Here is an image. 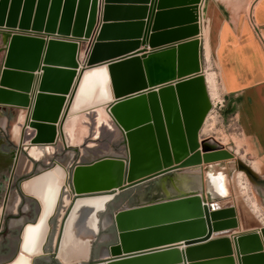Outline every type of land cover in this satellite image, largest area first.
<instances>
[{
	"label": "water",
	"instance_id": "95a60500",
	"mask_svg": "<svg viewBox=\"0 0 264 264\" xmlns=\"http://www.w3.org/2000/svg\"><path fill=\"white\" fill-rule=\"evenodd\" d=\"M201 1H18L19 10L11 26L8 27L10 36L0 70V104L26 109L27 116L23 131L26 128L36 130L35 137L28 144L54 147L57 134L60 135L62 132V126L68 116L82 75L86 70L105 67L111 87V100L106 104V108L110 118L125 138L127 147L125 157L102 156L97 160H89L84 165L75 166L71 175L67 173V177L70 178V185L66 181L70 188V209L63 220L62 237L70 212L78 199L108 195L110 198L109 202H106L105 212L108 211L107 205L114 206L115 196L123 191L141 184L173 180L175 172L184 168L198 169L203 179L204 163L227 157V155L220 158L210 156L223 150L215 149L205 143L199 145L200 151L197 150V141L194 147L189 146L173 88L174 85L177 86L196 77L201 72L202 46L198 36ZM133 5L145 6L133 8ZM134 10H140V13L130 16ZM156 12H161L159 16L170 14V17L184 14L180 22L183 20L187 23V27L191 29L190 33L162 42L152 34L159 27ZM80 43H87L85 58L81 65L77 60ZM141 46L143 50L135 53ZM169 54L172 56L173 74L167 79L153 82L148 61ZM34 73L41 74L36 78L38 86L32 88ZM155 91L169 93L175 111V121H177L175 123L184 147L180 154L170 156L169 163L162 148L156 123V111L151 97ZM69 94V103L66 106V97ZM132 103L141 104L140 116L143 119L126 126L122 125L115 113L119 114L121 108ZM125 112L126 110L123 113ZM148 125L157 157L156 165L153 169L143 172L137 180L131 181L130 134L137 133ZM139 134L142 133H138L137 136ZM22 147L21 141L15 150L16 154L20 155L23 150L30 158L25 147ZM30 159L35 163L40 162ZM110 161L122 162L119 170V188L107 187L81 191L77 189L75 175L78 168L90 169ZM35 168L37 175L49 169L38 165ZM39 168H42V171ZM106 169L108 170L109 167ZM234 170L245 173L256 186L264 185L263 179L257 176L251 166L236 161ZM14 176L21 179L19 191L27 198L38 201L22 190L23 182L36 175L18 176L13 170L8 177V184ZM203 191L204 188L201 191L165 194L143 201L136 206L127 205L119 207L111 214L108 213L114 228V240L112 244L100 247L98 259L88 264H235L232 244L239 264H264V255H262L264 233H262L263 240L256 231L233 234L232 231L238 229L239 222L231 199L215 202L214 199L203 197ZM13 192L17 194V191ZM117 206H120V203ZM100 214L96 215L97 231L94 240L99 231ZM39 215L40 212L33 224L38 221ZM50 220L51 218L48 220L49 225ZM229 232L231 233L227 234ZM224 235H230L231 240ZM91 245L88 257L82 262H88ZM182 247L185 249L179 250ZM102 252L106 254V258H102Z\"/></svg>",
	"mask_w": 264,
	"mask_h": 264
},
{
	"label": "bare ground",
	"instance_id": "6f19581e",
	"mask_svg": "<svg viewBox=\"0 0 264 264\" xmlns=\"http://www.w3.org/2000/svg\"><path fill=\"white\" fill-rule=\"evenodd\" d=\"M142 6L145 5H133V8H142ZM139 13L140 10H134V12L129 14L130 16H134V14ZM155 14H158V16H156V20L159 27L156 28V30L152 34L159 38V40H161L162 42L170 38L174 39L178 36H185L190 33L191 29L190 27H187V23L183 20L182 22H180L181 16H183L184 14H178V16L175 17H170V14L159 16L161 12H156ZM200 30L201 18L199 15V37ZM148 65L150 76L153 82L167 79L173 74L172 56L170 54L151 58L148 61ZM200 70H202V67L200 68ZM201 72L196 77H192L184 81L183 83L178 84L177 86L174 85L173 87L178 100L177 109H179V114L182 120L183 127L186 131L190 147H194V145H196V132L200 130L203 124V119L208 107L207 92L205 90L204 80L201 76ZM82 76L83 77H81L80 83L78 85L76 94L74 96V99L72 100L69 110L73 115L82 113L89 109L103 106L111 100V87L105 67L86 70L85 74H83ZM151 97L153 100L154 110L156 111V123L160 141L165 152L166 160L169 163V158L171 155L173 157L174 154L178 155L184 150L178 126L175 123L177 122L175 121V111L172 105V100L169 98V93H167V91H155V93ZM141 107L142 106L139 103H132L129 106L121 108L122 111H120L119 114H115L121 124L126 126L131 124L132 122L140 121L143 119V117L141 118L140 116L142 112ZM124 110H126L125 114L123 113ZM102 117H104L109 125L114 126L118 129V132L121 133L118 126H116V124L110 118L108 108L106 109V111L103 108L99 111L100 120H103ZM79 121L80 120L77 119L76 121L69 124L70 135L72 136V139L74 141L77 140L78 137L76 136L79 134V131L85 132V129L82 128L83 126L81 125L82 127H80L81 123ZM149 126L150 125L145 127V129L138 131L137 133L132 132L130 134L132 141V161L130 174L131 181L137 180L139 176L143 174V172L153 169L156 165L157 157L150 138ZM138 133L142 134H139L137 136ZM83 135L84 134H82V136ZM210 156L214 158H220L225 156V154L223 152H215ZM210 156H208V158H210ZM259 164L260 163L258 161L253 162V167L258 171H260L261 169V165ZM106 167H109V169L107 170ZM121 167L122 162L110 161L100 166L92 167L90 169L78 168L75 175L76 187L80 191L107 187L119 188V170ZM58 173V170L54 171L51 174L43 173L40 178H32L29 183L23 184L22 188L27 193H41L45 188L49 187L50 184H53L55 182ZM178 173L180 172L175 173L177 175L173 180L171 179L162 181L161 183L147 184V186L145 187V191L140 195L141 199H146L148 197H161L165 194L167 195L171 193H178L179 191H201L202 188H204L203 194L205 198H211L212 196H215L213 201L218 202L226 194L227 188L224 185H221L210 191L206 182L207 177L204 181V178L202 179L200 175H194L193 173H183L179 175ZM85 198L88 199L79 201L76 210L71 215V219L66 224L62 237L63 247L59 254V258L61 261H63V263L77 262L72 264H79L88 257L87 254L89 246L90 244H92L91 242L93 241L97 230L96 215L102 212L104 205L106 204V202H108L110 197L108 195H96L95 198ZM99 221L100 220H98V222ZM110 223V216L106 215L105 219L103 220V225L106 226ZM257 233L262 239V235L259 232ZM228 238L231 240V236H229ZM182 249L184 250L185 248H179V250ZM262 255H264V253ZM106 257V254L102 252V258ZM233 258L235 259V257ZM236 262L238 261L236 260Z\"/></svg>",
	"mask_w": 264,
	"mask_h": 264
},
{
	"label": "rangeland",
	"instance_id": "374dc122",
	"mask_svg": "<svg viewBox=\"0 0 264 264\" xmlns=\"http://www.w3.org/2000/svg\"><path fill=\"white\" fill-rule=\"evenodd\" d=\"M18 1L19 0H0V70H2L1 65L6 52V44L10 36L8 33V27L11 26V23L15 18V14L19 10ZM252 1L253 0H249V2ZM23 27L26 28L25 25H23ZM201 34L202 28L200 30V37ZM84 45L85 44L82 43V47H84ZM84 58L85 55L82 54L81 62L78 61L80 65L84 61ZM201 64V76L204 80V86L207 92L208 107L203 119V124L198 131L199 134L197 133V150L200 151L199 145L201 143H205L215 149H222L223 151L220 152H223L225 155H227V157L224 159L214 160L210 163H204L202 165L204 181L207 177L206 182L210 191L221 185H224L227 188L225 196L220 201L231 199V204L234 207L236 206V211H238L237 216L239 227L238 229L232 231V233L237 234L238 232L252 230L259 232L262 235V233H264V185L262 187H258L245 173L236 172L234 170V163L236 161H241L243 164L251 166L257 176L262 179H264L263 167L260 166V171L256 170L253 167V162L249 164V161L252 160L250 156L244 155V153H247V151L243 150L246 142L240 135L238 127L233 119V112L229 103H227L222 96L221 89L217 82L218 80L216 70L212 58H209L207 55L204 56V54L201 53ZM34 75L33 83L36 81V78L39 74L36 73V76ZM36 86L38 85H35V87ZM69 98L70 95L68 96L66 106L68 104ZM102 108L106 111V104L86 110L78 115V119L80 120L79 122L81 123H79L80 127L83 126L82 128L85 129V132L79 131V136H76L78 137L77 140L79 142L76 140L74 144H71L70 140L67 138V134L65 133L68 131L69 122L73 117V114L69 111L68 116L62 126V134H57L56 144L54 147L46 145L47 149L49 147L52 148L51 156L40 160V162L37 163L38 166L52 169L56 163L67 161L66 156L68 153H71V159L65 168L66 172L71 175L75 166L84 165L89 160H97L102 156L112 155V153L113 155L125 157L127 152L125 138L114 126L109 125L104 117H102L103 120H100L99 111ZM0 114V149L3 152L11 151L12 149L17 150V147L21 141L23 142V147H25L24 144L30 142V140L35 137L36 130L26 128L23 131V126L26 122L27 116L26 109H19L0 104ZM99 122H101L100 125L98 124ZM16 128L18 130L17 133L14 134L13 130ZM82 134L84 135L82 136ZM31 146L34 147L36 145ZM48 153L49 152L47 151L46 154ZM20 155L25 156L31 162L30 170L24 174L37 175L34 169L31 170L35 162L31 160L27 156V153H25L23 150H21ZM87 155L91 156V158L88 159ZM177 172H180L178 173L179 175L183 173H193L194 175H200V171H198V169L188 170V168H184ZM176 175L177 174H175V176ZM167 176L173 177L171 174H167ZM66 181L70 185L69 177H67ZM4 186L5 184H2L1 186L2 192ZM146 186L147 185L145 184H141L140 186L135 187L136 189H133V191L119 193V195H117L113 200L114 206L107 205L109 211H103L104 213L100 214L99 219L101 229L99 230L96 239L92 242L90 248L91 254L94 252L96 253L95 259H98L100 247L108 246L112 244L114 240V229L109 231L111 227L103 226V220L105 219V216L108 215V213H113L119 209V207H126L127 205L129 207L136 206L143 201L152 200L153 198L150 197L141 199L140 195L145 191ZM127 192H130L128 193L129 197L127 196L128 200H126L127 198H124V196L127 195ZM69 193V187L67 189L64 188L61 192L56 215L53 217L56 218V220L61 216L63 211L68 212L70 209V205L64 207L63 203L64 196H69ZM211 198L214 199L215 196H212ZM119 203L120 206H117ZM227 205L229 206L230 204ZM230 233L231 232L227 234ZM105 234L111 236H108L107 240L102 241ZM81 264H85V262H82Z\"/></svg>",
	"mask_w": 264,
	"mask_h": 264
},
{
	"label": "crops",
	"instance_id": "0c3cea01",
	"mask_svg": "<svg viewBox=\"0 0 264 264\" xmlns=\"http://www.w3.org/2000/svg\"><path fill=\"white\" fill-rule=\"evenodd\" d=\"M199 11L202 54L213 60L222 96L246 142L244 155L252 159L249 164L258 161L264 172V0H202ZM84 44L78 46L80 62Z\"/></svg>",
	"mask_w": 264,
	"mask_h": 264
},
{
	"label": "flooded vegetation",
	"instance_id": "af4514ba",
	"mask_svg": "<svg viewBox=\"0 0 264 264\" xmlns=\"http://www.w3.org/2000/svg\"><path fill=\"white\" fill-rule=\"evenodd\" d=\"M75 82L76 81H74V84ZM68 96L66 97L67 100H68ZM79 114L80 113L74 114L69 124L71 122L76 121L78 119ZM0 119H1V114H0ZM100 123L101 122H99L98 124L100 125ZM17 130H18L17 128L13 130L14 134L17 133ZM69 130L70 129L68 126V131H66L65 133L67 134V138L70 140L71 144H74L75 141L72 139ZM24 145L26 151L28 152V155L30 156V158L34 160H43L44 158L50 157L52 154V148L49 147L47 149L46 145L43 144H38L34 147L28 145V143H25ZM47 151L49 152L48 154H46ZM43 154L46 155L44 156ZM87 158L89 159L91 158V156L87 155ZM66 159L67 161L56 163L52 169L42 171V168H39V170L42 172L32 177V178H40L43 173L51 174L54 171L58 170L59 173L55 182L53 184H50L49 187L45 188L41 193H35V192L27 193L22 188L25 194L35 197L38 200L36 201L34 199L27 198L23 193L19 191V184L21 182L20 178L14 176L10 184H8L7 181L10 173L13 170L14 173L18 176L27 173L30 170L31 162L25 156L17 155L16 151L13 149L7 152H3L0 149V264H63V261H61L59 258V254L63 247L62 246L63 243L61 240L62 226H63L64 217L66 216L67 212L63 211V213L57 220L56 218L53 217L56 215L57 206L60 200V194L62 190L64 188L66 189L68 188L66 184L67 172L65 168L67 167L71 159V153L67 154ZM37 165H38L37 163H34L31 170L34 169L36 171L35 167ZM31 179L23 182V184L29 183ZM2 184H5L3 192L1 191ZM8 186H9V192H7ZM133 189L136 188L133 187L126 191H133ZM13 191H17V194ZM128 193L130 192H127V195L124 196V198H127L126 200H128L129 197ZM95 197H89V198H95ZM84 199H88V198L78 199L75 202V205L72 211L70 212L67 222L71 219V215L76 210L79 201ZM63 203H64V207L69 206L70 196L68 195L64 196ZM106 204L104 205V208ZM104 208L102 212L104 211ZM107 210L109 211L108 207ZM39 212L41 213L39 216V220L37 221V223L33 224L37 219ZM50 218L51 220L49 226L48 220ZM25 225L27 226L25 227L24 233H22ZM98 225L100 230L101 229L100 221L98 222ZM106 226L111 227L110 229L107 228L109 229V231H112V229H114L111 223L110 225L108 224ZM107 239L108 236L105 234L103 236L102 241H105ZM92 255L93 254H91V249H90L89 259L88 262L85 264H88L96 260ZM72 263H77V262H70V264Z\"/></svg>",
	"mask_w": 264,
	"mask_h": 264
},
{
	"label": "trees",
	"instance_id": "16d2710c",
	"mask_svg": "<svg viewBox=\"0 0 264 264\" xmlns=\"http://www.w3.org/2000/svg\"><path fill=\"white\" fill-rule=\"evenodd\" d=\"M114 199H115V198H114ZM92 256L95 258V256H96V253L94 252Z\"/></svg>",
	"mask_w": 264,
	"mask_h": 264
}]
</instances>
